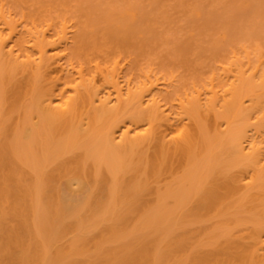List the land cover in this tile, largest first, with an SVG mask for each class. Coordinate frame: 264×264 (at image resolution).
Masks as SVG:
<instances>
[{
	"label": "bare ground",
	"instance_id": "obj_1",
	"mask_svg": "<svg viewBox=\"0 0 264 264\" xmlns=\"http://www.w3.org/2000/svg\"><path fill=\"white\" fill-rule=\"evenodd\" d=\"M32 5L0 0V264H264V58L177 95Z\"/></svg>",
	"mask_w": 264,
	"mask_h": 264
},
{
	"label": "rangeland",
	"instance_id": "obj_2",
	"mask_svg": "<svg viewBox=\"0 0 264 264\" xmlns=\"http://www.w3.org/2000/svg\"><path fill=\"white\" fill-rule=\"evenodd\" d=\"M31 1L32 11L41 14L40 17L44 15L43 19L55 18L54 15L61 17L62 14V17L75 21L81 19V13L89 12L90 16L86 15L95 22L94 32L99 39L96 38V42L109 46L106 49L98 46L101 47L100 53L96 54L100 55L99 59L106 56L103 53L106 50L111 57L116 55L121 65L125 63L130 68H123L122 75L129 72L123 75L124 78L129 75L136 82L149 71L159 78V85L173 76L176 84L173 92L177 90V95L193 91L192 86H202L204 81L206 84L211 72L217 70L215 66H225L233 51L240 58H243L245 49L250 52L249 60L251 56L264 58V0ZM6 6L16 7L11 1ZM128 9L136 10V20L124 16L123 12ZM111 20L115 24L111 25ZM254 62L257 64L258 61ZM221 67L218 71L222 72ZM214 72L217 71L212 74ZM172 93L173 99L179 97ZM176 98L174 102H177ZM196 226L198 224L191 223L184 227L194 231ZM208 226L206 222L199 229Z\"/></svg>",
	"mask_w": 264,
	"mask_h": 264
}]
</instances>
